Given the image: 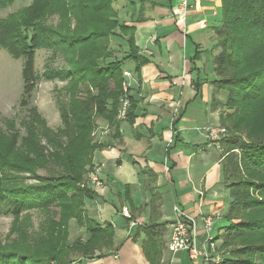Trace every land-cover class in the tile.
Segmentation results:
<instances>
[{"label":"trees","instance_id":"1","mask_svg":"<svg viewBox=\"0 0 264 264\" xmlns=\"http://www.w3.org/2000/svg\"><path fill=\"white\" fill-rule=\"evenodd\" d=\"M15 1L0 0V7ZM113 3L33 0L0 19V47L23 59L22 104L42 78L69 80V101L60 103L62 127L49 128L32 111L25 137L0 131V204L14 214L11 234L18 233L6 243L0 241V264H84L83 259L95 257L97 251L101 257L114 247L113 225L91 217L85 204L96 196L84 176L101 146L93 141L94 113L117 129L125 60L134 57L138 64L146 60L139 58L132 42L129 57L109 61L110 37L119 26ZM49 14L59 15L57 25L44 23ZM216 34L217 79L212 84L216 93H226V100L214 98L213 104L216 109L225 107L220 121L229 126L220 140L229 207L228 225L214 241H220L218 248L225 256L227 251L222 264H264V0H222V24ZM42 48L52 50L53 58L64 56L67 73L46 69L40 75L35 63ZM19 173H29L38 183L25 182ZM31 210L44 217L36 233L29 230ZM24 212L28 213L23 218ZM71 220L86 228L87 241L67 245ZM146 230L144 254L151 264H161L160 235ZM64 248L78 254L75 260H67Z\"/></svg>","mask_w":264,"mask_h":264},{"label":"crops","instance_id":"2","mask_svg":"<svg viewBox=\"0 0 264 264\" xmlns=\"http://www.w3.org/2000/svg\"><path fill=\"white\" fill-rule=\"evenodd\" d=\"M113 6L119 26L110 37L109 61L129 57L132 42L139 58L146 61L138 64L133 57L123 65L130 103L135 104L131 115L116 118L117 129L106 119L98 121L110 127L108 134H99L101 146L93 156V170L99 169L102 186L89 185L96 196L85 204L91 217L113 225L114 247L82 262L151 264L143 251L148 228L162 240L161 264H193L188 252L168 248L174 206L196 218L200 234L203 218L211 213L221 214L212 225L213 238L228 225L223 147L206 135L209 125H222L213 99H226V93H216L212 84L217 79L214 58L222 0H190L184 23L176 14L178 0H114ZM223 221L227 224L218 227L215 235ZM203 237L198 245L209 249ZM88 238L86 228L71 220L70 243ZM216 244L220 247V241ZM218 252L224 256L219 248Z\"/></svg>","mask_w":264,"mask_h":264},{"label":"rangeland","instance_id":"3","mask_svg":"<svg viewBox=\"0 0 264 264\" xmlns=\"http://www.w3.org/2000/svg\"><path fill=\"white\" fill-rule=\"evenodd\" d=\"M32 1L33 0H16L13 6L7 7L5 9L0 7V19L6 17L10 13L16 12L18 9L24 6L30 5ZM46 19L47 22L44 23L49 26H55L60 21L58 14H49L47 15ZM217 52H219V49H217ZM36 54L37 56L35 64L40 75L44 73L46 69H51L53 73L61 71L64 74L69 70V65L65 62V57L58 55L53 58L52 50L42 48L39 49ZM22 69L23 59H16L12 57L8 51L0 47V131L10 132V134L16 132L20 138L25 137L30 130L29 124H31L33 121L32 111L37 112L40 117L46 121V124L49 128L57 130L59 127H62L63 122L61 118L60 103L69 101V93L67 92L69 80H63L62 78H53L51 80L42 78L32 90L27 103L22 104L24 87ZM83 89H87V86H83ZM217 109L219 111L220 120V114L226 110L223 105H220ZM99 118L100 116L94 113V120L97 123V127L92 133L94 142L98 141L100 128L103 129L106 126L98 123ZM219 123H221V121H219ZM225 126L227 128L229 127L228 125ZM43 141L45 143L46 139H43ZM20 142L21 139H19V143ZM87 170L89 172H87V174L84 176L85 181L88 180L93 168L87 166ZM47 173V171H41L40 174L45 175ZM18 175L26 178L25 182H28L29 184L38 183V180L31 177L29 173H19ZM81 186L83 187L84 184H81ZM223 187H225L224 184ZM226 193L229 196V191H227V188ZM27 213L24 212L22 217L24 218ZM28 214L32 215V225L29 230L31 229L36 233L39 230V224L44 217L34 210H31ZM13 222L14 214L12 212L8 213L7 208L0 204V241L2 244L6 243L12 238L17 237L18 233L11 234ZM226 224L227 222L224 221L223 224H219L216 228L215 235L218 234V227H222ZM70 242L71 241L68 239L67 245H71L72 243ZM65 250L69 252L67 254V260L69 262L75 260L78 254L76 252L70 253V251L67 249ZM225 254L227 256V251ZM226 256L224 255V257ZM193 264H195V261Z\"/></svg>","mask_w":264,"mask_h":264},{"label":"built area","instance_id":"4","mask_svg":"<svg viewBox=\"0 0 264 264\" xmlns=\"http://www.w3.org/2000/svg\"><path fill=\"white\" fill-rule=\"evenodd\" d=\"M179 11L176 13L179 15V22L184 23L188 9L190 8V0H178ZM126 77L131 76L129 71H124ZM130 85L127 81L123 82L124 97L121 100L117 118L125 119L128 116V112L131 106L129 99ZM110 132V127L105 126L100 128L99 134L105 135ZM227 134L226 127L218 124L209 125L206 128L207 137L213 142H220L222 137ZM95 185L97 187L102 186V181L99 176V169H95L90 173L87 181V185ZM124 214L130 216L127 209H124ZM175 219L173 223V232L168 242V248L172 252L186 251L190 254V257L195 264H222L224 256L218 252V246L214 238L210 235L212 225L216 218H220V212L211 213L203 218L204 232L200 234V230H197V220L184 213V211L178 206H174ZM201 235H204L202 243L208 245L209 249L202 250L198 245V239Z\"/></svg>","mask_w":264,"mask_h":264}]
</instances>
